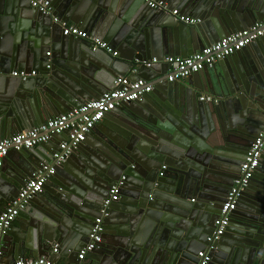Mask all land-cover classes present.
Segmentation results:
<instances>
[{"label":"water","instance_id":"obj_1","mask_svg":"<svg viewBox=\"0 0 264 264\" xmlns=\"http://www.w3.org/2000/svg\"><path fill=\"white\" fill-rule=\"evenodd\" d=\"M164 1L182 14L200 17L201 23L183 24L148 8L143 0H50L59 17L71 15L75 24L121 48L122 54L113 57L87 40L63 36L53 22L57 15L38 13L30 0H0V82L5 87L0 84V140L35 127L38 115L58 116L98 99L114 88L118 77L143 79L153 86L151 93L98 123L108 126V121L122 119L101 139L95 154L81 158L77 172L69 168L73 154L56 168L43 192L17 217L19 226L5 231L6 257L39 258L57 245L58 253L79 264L103 200L125 177L120 200L110 206L104 221L108 232L86 256L90 263H200L198 254L207 246L240 165L264 128V74L259 66L264 61L254 57L239 66L238 52L174 83L162 64L142 63L168 54L186 58L261 22L264 0ZM250 45L264 49V37ZM49 49L52 56L46 55ZM13 70L37 74L26 81L10 79ZM197 76L206 77L200 90ZM204 92L216 103L198 101ZM98 124L90 137L99 135ZM89 143L87 136L74 153L85 151ZM46 144L6 156L15 170H1L0 214L41 166L34 159L37 153L46 152V162L52 161L55 151ZM185 156L191 162H184ZM163 166L166 170L159 176ZM175 171H183L184 177L171 193L168 179ZM110 226L119 238L111 242ZM211 258L210 264H264V152Z\"/></svg>","mask_w":264,"mask_h":264},{"label":"built area","instance_id":"obj_2","mask_svg":"<svg viewBox=\"0 0 264 264\" xmlns=\"http://www.w3.org/2000/svg\"><path fill=\"white\" fill-rule=\"evenodd\" d=\"M147 7L170 14L176 21L189 26L201 23L198 18H193L182 14L177 9H171L167 3L161 0H143ZM30 6L38 13L48 16L53 14V6L49 0H30ZM53 22L61 27L62 35L65 37H75L91 42L95 49H102L117 57L114 51L106 42L92 37L88 32L80 30L74 25L67 24L59 18L54 17ZM264 37V21L255 24L241 32L233 34L225 39L203 48L201 51L187 57L179 56L166 57L161 60L152 59L142 64L152 67L156 64H163L170 68L168 81L174 83L185 80L192 75L206 69L212 68L218 62L241 52L253 42ZM50 55V54H48ZM36 72H13L12 77L20 78L23 81L36 77ZM153 86L148 81L140 79L132 81L128 77H118L114 82V88L103 93L98 99L86 101L80 108L73 109L67 113L51 119L44 124L30 130L20 132L10 138L0 140V169L4 165L6 156L10 151H21L33 149L41 144L50 142L56 136L67 135L58 150L54 153L52 161L41 165L37 174L27 181L20 190L18 196L0 214V264H2L3 250L2 238L8 229L15 223L19 214L25 210L29 202L44 190L49 177L54 175L58 166L62 165L71 154L86 140L87 136L104 119L106 115L124 104L141 99L151 93ZM202 102H214L211 96H201ZM264 152V128L255 138L249 148L245 160L240 165V175L234 181L232 188L225 197L220 214L215 222V228L207 237V246L198 254L199 264H210L211 252L215 244L226 232L230 222V214L236 209L239 198L248 187ZM166 167H162L159 176H163ZM125 177L114 183L108 192V196L103 200L99 216L93 221L88 243L78 255V259L83 261L88 253L93 252L102 242L105 231L104 221L110 215V206L120 200V192L124 185ZM53 253H58L57 247ZM13 264H58L49 258L19 259Z\"/></svg>","mask_w":264,"mask_h":264},{"label":"crops","instance_id":"obj_3","mask_svg":"<svg viewBox=\"0 0 264 264\" xmlns=\"http://www.w3.org/2000/svg\"><path fill=\"white\" fill-rule=\"evenodd\" d=\"M50 1V0H49ZM161 1H164V0H161ZM165 3H167L168 5H169V7L171 8V9H177V10H179V8L178 7H173L172 6V4H170L169 2H166V1H164ZM51 4H52V6H53V13H55L56 15H57V18H59L61 21H63V22H65V23H67V24H70V25H74V26H76L77 28H79L80 30H83V31H86V32H88L92 37H96V38H98V39H100V40H102V41H104V42H106L110 47H112L113 49H114V51H116L117 53H118V56L119 55H121L122 54V52H121V48H119L118 46H116V44H114V43H112V42H110V41H107V40H105L104 38H102V37H100V36H98L97 34H92V32H90L88 29H85L84 27H82V26H80V25H77V24H75L71 19V15L70 16H65V17H59L58 16V14H57V10H56V8L54 7V4L51 2ZM185 15H187V16H190V15H188V14H185ZM192 17V16H191ZM195 18H198V19H201L200 17H195ZM264 21V19H262V21L261 22H258V23H256V24H260V23H262ZM59 32L61 33V31L59 30ZM34 40H38V39H34ZM167 46V45H166ZM206 47V46H205ZM202 49H200V50H198L197 52H199V51H201ZM245 52L246 53H244V51H241L240 52V58L238 57L237 58V62H238V64H239V66H242L244 63H245V61H247L248 62V60H251V59H253L254 57L256 58V59H258V58H263V61H264V49H262L260 46H257V47H251V45H249L248 47H246L245 49ZM263 50V51H262ZM123 51H125V53H127V52H130V50L129 49H123ZM186 51H191L190 49H187ZM196 52V53H197ZM47 53L48 54H50L51 56L53 55V52H52V50L51 49H49V50H47V52H46V55H47ZM167 53V52H166ZM192 54H194V53H192ZM192 54H190V55H192ZM246 54V55H245ZM190 55H188L187 57H189ZM172 56H174V55H163V56H160L159 58H161V59H163V58H166V57H172ZM179 57H181V56H179ZM186 57V58H187ZM51 58V57H50ZM183 58V57H182ZM153 59H158L157 57H155V58H153ZM160 59V60H161ZM260 68H261V70H262V72H263V74H264V62L263 63H260ZM161 70L163 71V70H168V73H169V71H170V68L168 67V66H166V65H163L162 64V67H161ZM22 71H24V72H26V70H22ZM34 72H36V70H33ZM33 71H31V72H33ZM13 72H18V70H13L12 71V73ZM225 72H227L228 73V71H226L225 70ZM37 73V72H36ZM220 74H222V71L219 69V75ZM221 76V75H220ZM8 78H10V79H14L15 77H12L11 75H9L8 76ZM206 81V77L205 76H203L202 78L201 77H199V76H197V78L195 79V84L197 85V88L196 89H198V90H200V89H202L205 85L203 84L204 82ZM3 83H1L0 82V84H3L2 85V88L4 89L5 87H4V81H2ZM149 83H151V82H149ZM200 88V89H199ZM200 91H198V93H199ZM201 96H211V97H213L214 98V96L213 95H211V94H207V93H203V94H201L200 95V97ZM161 97H165L164 96V94L163 95H161ZM198 99V101H200V98H197ZM214 100H215V98H214ZM202 102V101H201ZM212 103V102H211ZM213 103H216V101H214ZM150 107V106H149ZM33 109H35V106L34 107H32ZM61 115H63V114H61ZM61 115H58V116H54L53 114H52V112H49V114H48V116H46V115H38L37 117H36V119L38 120V122H39V124L38 125H36L35 127H37V126H40V125H42V120L44 121V123L45 122H47V121H49V120H51V119H55V118H57V117H59V116H61ZM121 121H122V119L120 118V117H117V118H115L114 119V121H112V122H110V121H108V123H107V125L108 126H102V125H99V127L101 128V130H100V132H99V135H94L93 137H90L91 136V133L88 135L89 136V144H88V146H86V150L85 151H82V152H80V153H72L73 154V158L71 159L70 157H72V156H70L69 158H70V162H71V165H69V168L71 169V170H73L74 172H77V170H76V168L77 167H80V164H82L83 162H82V160H81V158H86L89 154L91 155V154H95L96 152H97V150H98V147H100V144H101V139H103L107 134H109V133H111V131L113 130V129H117L118 127H119V123H121ZM43 123V124H44ZM32 128H34V127H32ZM31 128V129H32ZM27 130H30V129H25V130H23V131H27ZM23 131H21V132H23ZM18 133H20V132H17V133H15L14 135H16V134H18ZM13 135V136H14ZM12 137V136H11ZM66 139H67V135H62V136H57V137H54L49 143H47L46 144V146L48 147V150L49 151H57L58 150V146L63 142V141H66ZM2 140V139H1ZM71 154V155H72ZM49 154H47L46 152L45 153H43V151L41 152H38L37 153V157L35 156L34 157V159L36 160V162L37 163H42V164H44V163H47L46 162V160L48 159V156ZM182 160V159H181ZM180 160V161H181ZM183 161L184 162H191V160L189 159V157H187V156H185L184 158H183ZM41 164V165H42ZM40 165V164H39ZM40 167L41 166H39V167H37L36 169H35V171H34V175L35 174H37V172L39 171V169H40ZM164 167V166H163ZM3 169H4V171H5V174L6 173H8V174H12V172L15 170V164L13 163V162H7V161H5L4 162V165H3V167H2ZM2 168L0 169V174H1V170H2ZM162 171V170H161ZM187 171H192V169L189 167L188 168V170ZM182 173H183V171H175L174 173H171L170 174V179H168L171 183L169 184V185H167V187L170 189V191H171V193L176 189V186H174V184L175 185H177L178 184V182H179V178H183L184 177V175H182ZM4 174V173H3ZM190 178V177H189ZM184 180V179H183ZM185 181V180H184ZM171 184H173V185H171ZM55 188H53V190H54ZM167 196H170V197H172L173 195H170V194H168ZM190 202H192V200L190 201ZM7 208V206L6 207H3L2 209H1V211L3 212L5 209ZM121 214V213H120ZM120 214L118 215V216H120ZM118 216L117 217H114L113 219H112V221H118L119 219H118ZM18 221L16 220L15 221V223L13 224L14 226H19L18 225V223H17ZM108 227V226H107ZM109 229H111V234H110V236L108 237V238H110V242L112 241V240H117V239H119L118 237H117V235H114L113 233L115 232V227L114 226H110L109 227ZM16 232H17V234H20V235H24V232H23V230L22 229H16L15 230ZM105 232H108V231H105ZM87 240H88V238H87ZM56 247H58L57 245H55ZM54 246V247H55ZM54 247L52 248V249H50L46 254H44V256H42L43 258H49V259H51V260H53L54 262H56V263H58V264H75V259L73 260H71V258H68V257H64V255L61 253H53V249H54ZM80 254V253H79ZM42 257H39V258H42ZM20 258H9V257H6V255L4 254V252H3V257H2V264H13L15 261H17V260H19ZM31 259V258H30ZM32 259H36V258H32ZM74 262V263H73ZM78 262H79V264H91L90 263V261H89V259L87 258V257H85V259L83 260V261H80L79 259H78Z\"/></svg>","mask_w":264,"mask_h":264},{"label":"flooded vegetation","instance_id":"obj_4","mask_svg":"<svg viewBox=\"0 0 264 264\" xmlns=\"http://www.w3.org/2000/svg\"><path fill=\"white\" fill-rule=\"evenodd\" d=\"M229 225H230V222H229ZM228 227H229V226H228ZM228 227H227V228H228ZM226 230H227V229H226ZM225 234H226V232L224 233V235H225ZM224 235H223V236H224Z\"/></svg>","mask_w":264,"mask_h":264}]
</instances>
